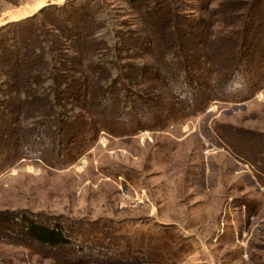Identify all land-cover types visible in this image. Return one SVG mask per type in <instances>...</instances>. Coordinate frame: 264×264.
Masks as SVG:
<instances>
[{
    "label": "rangeland",
    "instance_id": "1",
    "mask_svg": "<svg viewBox=\"0 0 264 264\" xmlns=\"http://www.w3.org/2000/svg\"><path fill=\"white\" fill-rule=\"evenodd\" d=\"M64 1L0 0V25ZM111 2L119 19L129 17L122 0ZM173 3L188 16L199 9V0ZM220 53L209 63L211 80L227 72L230 52ZM165 92L147 123L106 119L87 126L60 160L21 158L0 170V210L106 224L113 239L151 242L161 254L151 260L134 249L124 260L96 263L78 254L79 243H35L12 216L0 217V264H264V163L255 157L264 145V86L247 99L240 90L223 97L211 90L196 110Z\"/></svg>",
    "mask_w": 264,
    "mask_h": 264
},
{
    "label": "trees",
    "instance_id": "2",
    "mask_svg": "<svg viewBox=\"0 0 264 264\" xmlns=\"http://www.w3.org/2000/svg\"><path fill=\"white\" fill-rule=\"evenodd\" d=\"M110 1L48 3L0 25V170L21 158L60 160L87 126L106 119L147 123L165 103L166 89L173 103L196 110L211 90L220 97L240 90L247 99L264 86V0L217 7L199 0L193 16L173 0H122L131 9L127 19ZM241 3L246 9H238ZM227 50V72L211 80V58ZM258 154L264 163V145ZM12 216L35 243H79L78 254L96 263L124 260L134 249L151 260L161 254L151 242L113 239L106 224L78 226L58 216L40 222L36 213L0 210V217Z\"/></svg>",
    "mask_w": 264,
    "mask_h": 264
},
{
    "label": "crops",
    "instance_id": "3",
    "mask_svg": "<svg viewBox=\"0 0 264 264\" xmlns=\"http://www.w3.org/2000/svg\"><path fill=\"white\" fill-rule=\"evenodd\" d=\"M42 5H43V4H42ZM35 11H36V10H35ZM35 11H34V12H35ZM256 262H257L258 264H262L263 261L261 260V261H256Z\"/></svg>",
    "mask_w": 264,
    "mask_h": 264
}]
</instances>
